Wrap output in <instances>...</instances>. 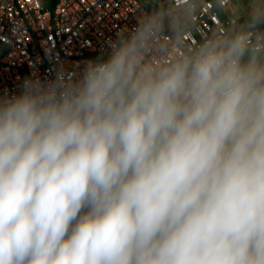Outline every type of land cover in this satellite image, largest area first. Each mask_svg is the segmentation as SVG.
I'll list each match as a JSON object with an SVG mask.
<instances>
[{
  "label": "clouds",
  "instance_id": "1",
  "mask_svg": "<svg viewBox=\"0 0 264 264\" xmlns=\"http://www.w3.org/2000/svg\"><path fill=\"white\" fill-rule=\"evenodd\" d=\"M199 7L0 96V264H264V0L192 47Z\"/></svg>",
  "mask_w": 264,
  "mask_h": 264
},
{
  "label": "built area",
  "instance_id": "2",
  "mask_svg": "<svg viewBox=\"0 0 264 264\" xmlns=\"http://www.w3.org/2000/svg\"><path fill=\"white\" fill-rule=\"evenodd\" d=\"M54 1L53 6L48 4ZM251 3V0H243ZM190 0H0V96L18 95L26 78L69 74L88 60L107 58L121 30H131L145 13L177 11ZM184 41L194 47L225 28L239 29L243 16L234 0H199ZM255 40L256 33L250 32ZM2 48V50H1ZM260 50L259 45L256 46ZM169 58L170 55H169Z\"/></svg>",
  "mask_w": 264,
  "mask_h": 264
},
{
  "label": "crops",
  "instance_id": "3",
  "mask_svg": "<svg viewBox=\"0 0 264 264\" xmlns=\"http://www.w3.org/2000/svg\"><path fill=\"white\" fill-rule=\"evenodd\" d=\"M243 4H244L243 11H241L240 13H237V14L243 16L241 23L245 24L246 20L249 17L250 11H251V3H246L243 1Z\"/></svg>",
  "mask_w": 264,
  "mask_h": 264
},
{
  "label": "rangeland",
  "instance_id": "4",
  "mask_svg": "<svg viewBox=\"0 0 264 264\" xmlns=\"http://www.w3.org/2000/svg\"><path fill=\"white\" fill-rule=\"evenodd\" d=\"M234 4L236 13H240L241 11H243L244 4L242 0H234Z\"/></svg>",
  "mask_w": 264,
  "mask_h": 264
},
{
  "label": "trees",
  "instance_id": "5",
  "mask_svg": "<svg viewBox=\"0 0 264 264\" xmlns=\"http://www.w3.org/2000/svg\"><path fill=\"white\" fill-rule=\"evenodd\" d=\"M53 5H54V1H51V2L48 4V6H50V7L53 6ZM260 30H264V26H262ZM1 50H2V48H1Z\"/></svg>",
  "mask_w": 264,
  "mask_h": 264
},
{
  "label": "water",
  "instance_id": "6",
  "mask_svg": "<svg viewBox=\"0 0 264 264\" xmlns=\"http://www.w3.org/2000/svg\"><path fill=\"white\" fill-rule=\"evenodd\" d=\"M244 27H245V24L244 23H240L239 29L240 28H244Z\"/></svg>",
  "mask_w": 264,
  "mask_h": 264
}]
</instances>
